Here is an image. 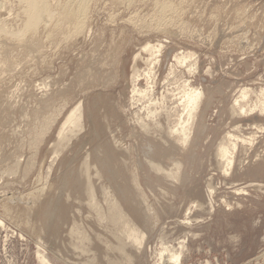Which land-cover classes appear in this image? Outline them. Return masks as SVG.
<instances>
[{"label":"rangeland","instance_id":"obj_1","mask_svg":"<svg viewBox=\"0 0 264 264\" xmlns=\"http://www.w3.org/2000/svg\"><path fill=\"white\" fill-rule=\"evenodd\" d=\"M39 1L0 0V264H264V0Z\"/></svg>","mask_w":264,"mask_h":264},{"label":"bare ground","instance_id":"obj_2","mask_svg":"<svg viewBox=\"0 0 264 264\" xmlns=\"http://www.w3.org/2000/svg\"><path fill=\"white\" fill-rule=\"evenodd\" d=\"M35 1H37V3H38V0H35ZM44 1V0H43ZM43 1H41V2H43ZM80 1V0H79ZM40 2V1H39ZM39 3V4H41V5H44L43 3ZM39 4H37V5H39ZM84 4H85V0H81V2H80V8L82 9V10H80V9H78V11L80 10L81 11V13H83V9H84ZM45 7H47V5H44ZM44 6H37V12H38V14H39V16H38V18L36 19V20H38V19H40L41 17H43L44 15L42 14L43 12H44V14H46V13H48L47 11V9L46 8H44ZM47 10L46 11V13H45V11L44 10ZM49 14V13H48ZM48 14H46L45 16H49ZM43 15V16H42ZM78 15V14H77ZM67 16H71L70 14H67ZM76 16L74 15V18H75ZM46 18V17H45ZM148 46V45H147ZM146 47V46H145ZM153 48V47H152ZM159 48H161V47H159ZM147 49V48H146ZM145 49V50H146ZM150 49V48H149ZM151 50H154V49H151ZM150 50V51H151ZM156 50V49H155ZM155 50H154V52H155ZM147 51H148V49H147ZM182 63H184V62H182ZM146 76H148V74H146ZM148 82H150V78H148ZM133 92L134 93H138L136 90H133ZM144 94H145V92H144ZM201 96H202V93L201 92H199V91H196V90H193V91H190V92H188V93H186L185 91H184V97L182 98V100H183V103H182V100H180V102H179V104H182V108L183 109H185L184 110V112H186V110H187V114H188V116L189 117H193V112L195 111V110H197V107L199 106V103H200V99H201ZM242 97H244V96H242ZM180 106V105H179ZM80 119H81V113H80V107L78 106V107H76V109L75 110H72V112H70V114H69V116H67V118H66V121H65V123H63L64 124V127L65 126H67V125H70V124H75V123H79L80 122ZM182 128H184V124H182ZM182 135L183 136H185V139H186V134L184 133V131L182 130ZM184 139V140H185ZM226 154H228V152H227V149H221V151H220V153H219V157L220 158H225L226 157ZM231 165V161H228L227 160V167H229ZM139 245H141V244H139ZM173 250V249H172ZM41 258H42V260H44V262H46V259L44 258V257H42L41 256ZM171 259L174 261V262H178V255H176V253H174L173 255H171ZM171 261V260H170ZM174 262H172V263H174ZM177 264V263H176Z\"/></svg>","mask_w":264,"mask_h":264}]
</instances>
